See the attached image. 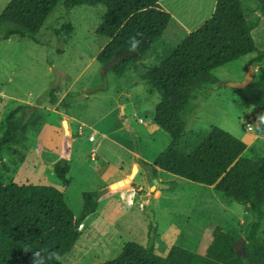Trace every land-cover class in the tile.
<instances>
[{
	"label": "rangeland",
	"instance_id": "1",
	"mask_svg": "<svg viewBox=\"0 0 264 264\" xmlns=\"http://www.w3.org/2000/svg\"><path fill=\"white\" fill-rule=\"evenodd\" d=\"M160 1L176 17L165 35L171 44L166 41L160 46L163 51L157 53L156 60L148 59L147 54L124 77L116 76L97 61L110 42L99 32L107 13L104 6H80L71 12L58 6L41 30L39 44L18 37L4 41V30L0 28V138L5 131V114L19 106L38 108L27 142L3 150L0 180L7 184L17 181L57 185L54 168L60 161H68L74 182L65 196L76 216L84 208L85 193L109 188L100 200L99 213L87 223L73 253L62 259L64 264L113 261L131 242L144 246L154 242L156 254L166 258L174 246L190 250L186 240H192L195 232L198 237V229L206 222L224 224L233 235L246 240L254 221L250 206H231L230 200L210 187L153 170L157 157L171 140L155 123L161 96L141 75L161 62L167 46L178 47L187 38L186 32L181 34V42L170 38L178 18L188 22L191 29L200 28L213 16L217 3ZM242 2L250 20L261 17L253 36L259 51L264 52L261 6L257 0ZM9 3L10 0H0V15ZM69 22L74 25L70 35L62 32ZM256 56L244 57L212 72L219 83L242 82L252 68L255 77L252 85L243 90L218 83L212 91L196 93L184 115L187 130L178 146L180 153H193L214 128L243 138L249 125L256 130L264 123L260 113L264 105V63L252 66ZM56 89L61 107L52 105L48 98L39 104L46 92ZM127 119L131 125L125 126ZM117 122L119 134L113 128ZM81 125L86 127L84 136L79 135ZM89 128L100 132L96 143L88 141ZM106 135L128 145L131 152ZM245 157L263 160L264 138L251 143ZM112 170L117 174L112 175ZM157 180L160 185L155 183ZM171 225L175 227L171 229ZM259 234L264 238V219Z\"/></svg>",
	"mask_w": 264,
	"mask_h": 264
},
{
	"label": "trees",
	"instance_id": "2",
	"mask_svg": "<svg viewBox=\"0 0 264 264\" xmlns=\"http://www.w3.org/2000/svg\"><path fill=\"white\" fill-rule=\"evenodd\" d=\"M257 2L264 15V0ZM60 5L67 12L80 6L107 9L99 32L110 42L97 61L108 68L118 60L110 69L118 77H124L162 41L172 21V15L160 0H10L0 15L2 39L18 37L39 44L41 30ZM260 23L261 17L248 18L242 0H217L213 16L201 28L178 47L167 46L161 62L141 75L161 96L155 123L171 140L169 147L157 157L153 170L211 187L228 200L250 206L254 221L247 233L245 257L235 251V244L242 236L208 222L196 253L174 246L163 258L156 254L154 242L146 246L131 242L119 257L102 264H264V238L259 234L264 219V159L245 157L248 145L220 128H214L193 153L178 151L187 130L184 115L196 93L212 91L219 83L212 72L253 54L257 56L252 59V66L264 63V52L259 51L253 36ZM73 31L71 22L63 26L62 32L70 35ZM131 37L141 40L135 51L129 50ZM57 95L58 89L46 92L39 104L48 98L52 105L60 106ZM61 105L68 107L65 103ZM37 111L33 106H19L5 114L0 159L5 148L27 142ZM260 113L264 118V105ZM255 131L264 138V123ZM54 174L57 185L17 181L7 184L0 180V264H34L36 251L44 256L56 253L59 260L47 264H64V256L73 253L87 223L99 213L100 200L109 191L108 186L85 193L84 208L76 216L65 196L74 182L71 164L60 161ZM174 188L172 183L171 189ZM151 236L152 233L150 239Z\"/></svg>",
	"mask_w": 264,
	"mask_h": 264
},
{
	"label": "crops",
	"instance_id": "3",
	"mask_svg": "<svg viewBox=\"0 0 264 264\" xmlns=\"http://www.w3.org/2000/svg\"><path fill=\"white\" fill-rule=\"evenodd\" d=\"M160 3H161V1H160ZM163 6V5H162ZM164 7V6H163ZM165 8V7H164ZM166 9V8H165ZM167 10V9H166ZM168 11V10H167ZM169 12V11H168ZM215 12V11H214ZM170 13V12H169ZM171 14V13H170ZM172 15V14H171ZM175 19H176V17H174L173 15H172V21H171V23H173V21H175ZM178 21L179 22H181L182 24H180L179 22H178V25L177 26H175V27H173L172 28V30L169 32L170 33V38H176V40H178L177 42H181V34L183 33V32H186V34H187V37L188 36H190L193 32H195L196 30H198L199 29V27L198 28H195V29H191L190 27H189V23L187 22H185L182 18H178ZM170 23V24H171ZM203 26V25H202ZM201 26V27H202ZM200 27V28H201ZM166 32H165V34H164V37H163V39H162V41H160L159 43H157L156 45H154L153 46V50L151 49V52L150 53H148V55L146 56V57H148V59H157V53L158 52H160V51H163L161 48H160V46L163 44V43H166V41L169 43V44H171V40H166ZM186 38V37H185ZM185 38H183L184 40H185ZM183 42V41H182ZM181 44V43H180ZM145 59V58H144ZM123 110H124V107H123ZM125 116H126V114H125ZM129 120V123L128 124H125V126H127V125H131V121H130V119H128ZM119 126V122H117L115 125H114V127L113 128H115L116 130H117V134H119L120 133V131L118 130V129H120V127H118ZM97 132H98V136L100 135V132H99V130H97V129H95ZM127 130L128 131H131V128H127ZM247 131V130H246ZM80 135V134H79ZM89 135H90V133H89ZM98 136H97V138H98ZM97 138H96V141L95 142H90L89 141V136H88V141H89V143H91V144H93V143H96L97 142ZM105 138H107V139H109V140H111L112 142H114V143H116L117 145H119L120 147H122L124 150H126V151H128V152H131V150H130V148L128 147V145H126L125 143H122L120 140H118V139H116V138H113V137H111L110 135H106V137ZM240 139H242L247 145H248V147L250 148V144L251 143H253V144H255V143H257L258 141H259V139H263V138H260L256 133H255V131H253V132H250L249 130L247 131V133L246 134H244V136H243V138L242 137H239ZM112 172H113V174L112 175H114V174H117V170H112ZM125 174V173H124ZM211 188V187H210ZM209 190H211V191H213V188H211V189H209ZM207 191V190H206ZM230 203H231V206H235L234 205V203H237L235 200H230ZM197 204H200V203H197ZM246 206V205H245ZM206 225H207V222L200 228V229H198L199 230V232H198V237H197V232H195V234H194V237L192 238V240H186L187 241V243H188V245H187V247L191 250V252H193V253H196V251H197V248H198V246H199V243H200V241H201V239L200 238H202V236H203V234H204V231H205V228H206ZM221 226H223V227H225V225L224 224H220ZM175 227V225H171V229H173ZM228 231H229V228L230 227H225ZM193 242H196V244L195 245H193L192 243ZM191 244H192V247H191ZM182 248H184L183 246H182ZM185 249V248H184ZM186 250H188V249H186ZM189 250V251H190ZM170 252V251H169Z\"/></svg>",
	"mask_w": 264,
	"mask_h": 264
},
{
	"label": "water",
	"instance_id": "4",
	"mask_svg": "<svg viewBox=\"0 0 264 264\" xmlns=\"http://www.w3.org/2000/svg\"><path fill=\"white\" fill-rule=\"evenodd\" d=\"M118 63V60H116L114 63H112L111 65H109V67L106 70L111 69L114 65H116ZM254 77H255V70L254 68L251 69L250 74L246 77V79L242 82H238V83H233V82H228V83H219V86L221 87H229L232 89H238V90H243L248 88L249 86L252 85V83L254 82ZM125 112H123V115L125 116ZM129 120L127 119L125 124H128ZM157 185H160V182L157 180L155 182ZM168 189H170V186H167ZM245 244H246V240L245 238H241L239 239L236 244H235V251L241 256V257H245Z\"/></svg>",
	"mask_w": 264,
	"mask_h": 264
},
{
	"label": "clouds",
	"instance_id": "5",
	"mask_svg": "<svg viewBox=\"0 0 264 264\" xmlns=\"http://www.w3.org/2000/svg\"><path fill=\"white\" fill-rule=\"evenodd\" d=\"M141 43L140 39L136 37H131L129 40V50L135 51ZM59 260V257L55 252H49L47 256H44L41 251L34 252V264H47V261L50 260Z\"/></svg>",
	"mask_w": 264,
	"mask_h": 264
},
{
	"label": "built area",
	"instance_id": "6",
	"mask_svg": "<svg viewBox=\"0 0 264 264\" xmlns=\"http://www.w3.org/2000/svg\"><path fill=\"white\" fill-rule=\"evenodd\" d=\"M251 121H253V120H251ZM85 131H86V127L85 126H83V125L79 126L80 135L84 136ZM89 131H90L89 141L91 143L95 142L96 138H97V135H98V132L95 129H92V128H89ZM249 131H255V128L253 126L249 125Z\"/></svg>",
	"mask_w": 264,
	"mask_h": 264
}]
</instances>
